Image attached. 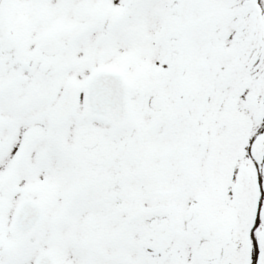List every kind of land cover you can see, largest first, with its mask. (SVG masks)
Returning a JSON list of instances; mask_svg holds the SVG:
<instances>
[{"label":"snow or ice","instance_id":"snow-or-ice-1","mask_svg":"<svg viewBox=\"0 0 264 264\" xmlns=\"http://www.w3.org/2000/svg\"><path fill=\"white\" fill-rule=\"evenodd\" d=\"M0 264H264V0H0Z\"/></svg>","mask_w":264,"mask_h":264}]
</instances>
